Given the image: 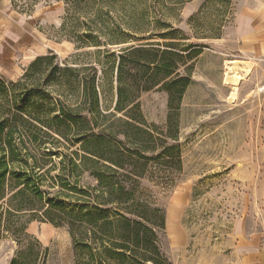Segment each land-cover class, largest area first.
Returning a JSON list of instances; mask_svg holds the SVG:
<instances>
[{
	"label": "rangeland",
	"instance_id": "rangeland-1",
	"mask_svg": "<svg viewBox=\"0 0 264 264\" xmlns=\"http://www.w3.org/2000/svg\"><path fill=\"white\" fill-rule=\"evenodd\" d=\"M13 1L27 10L41 5L49 11L53 22H44L41 28L58 48L47 53L55 54L59 62L97 69L105 113L112 111L116 100L113 66L118 49L145 43L158 47L156 42L164 48L166 40L156 33L168 31L179 49L188 45L187 52L198 51L180 67L188 69L190 83L180 100L173 97L170 110L165 90L153 88L138 97L142 119L152 125L158 148L138 178L133 209L155 232V243L169 264L179 256L171 251L169 230L179 226L180 214L187 239L198 241L189 252L194 245L205 246L231 233L239 219L248 230L264 231V60L239 57L231 32L242 5L264 0ZM87 33L89 41L101 45L77 49V37ZM118 41L125 42L111 43ZM13 80L0 75L5 84ZM161 144L170 147V158L158 155ZM45 160L44 170L58 162L55 155ZM58 172L52 169L51 174ZM79 179V186L95 183L87 174ZM58 190L49 189L37 204L48 207V198L66 205L82 203L77 194L64 196ZM9 194L0 205V264H9L22 243L33 245L38 264H75L68 227L44 220L42 210L16 217L9 210ZM16 227L28 236L25 240H17Z\"/></svg>",
	"mask_w": 264,
	"mask_h": 264
},
{
	"label": "trees",
	"instance_id": "trees-1",
	"mask_svg": "<svg viewBox=\"0 0 264 264\" xmlns=\"http://www.w3.org/2000/svg\"><path fill=\"white\" fill-rule=\"evenodd\" d=\"M156 36L166 40L164 48L156 42L158 47L145 43L117 50L116 100L107 113L100 106L97 69L59 62L51 52L36 56L16 80L0 81V205L10 193L9 210L16 217L42 210L44 220L66 225L75 264H169L155 232L133 209L138 178L158 148L138 97L153 88L165 90L170 110L173 97L180 100L190 83L188 69L180 67L198 51L187 52L188 45L179 49L168 31ZM89 38L88 33L77 37V49L101 45ZM168 150L162 145L158 155L170 158ZM52 155L58 162L44 170L45 157ZM56 168L59 172L51 174ZM82 174L95 185L79 186ZM55 187L64 196L77 194L82 203L48 198V207L37 204ZM16 228L17 240H25ZM22 245L9 264H38L33 245Z\"/></svg>",
	"mask_w": 264,
	"mask_h": 264
},
{
	"label": "crops",
	"instance_id": "crops-1",
	"mask_svg": "<svg viewBox=\"0 0 264 264\" xmlns=\"http://www.w3.org/2000/svg\"><path fill=\"white\" fill-rule=\"evenodd\" d=\"M49 11L41 5L31 10L13 0H0V75L17 79L27 65L38 55L55 51L57 43L47 38L41 28L44 22H53ZM239 57L244 61L264 60V4L242 5L231 27ZM169 231L176 257L173 264H264V231L248 230L242 219L231 233L206 242L193 250L196 242L187 239L181 225Z\"/></svg>",
	"mask_w": 264,
	"mask_h": 264
}]
</instances>
